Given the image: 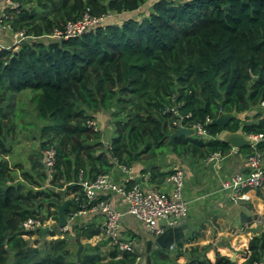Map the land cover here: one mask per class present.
<instances>
[{"label": "trees", "instance_id": "1", "mask_svg": "<svg viewBox=\"0 0 264 264\" xmlns=\"http://www.w3.org/2000/svg\"><path fill=\"white\" fill-rule=\"evenodd\" d=\"M15 1L22 10L7 8L11 29L29 37L17 50L0 51V264H135L137 249L119 257L115 248L102 261L100 245L88 243L77 260L76 239L94 237L101 224L72 221L64 237L41 245L23 236L22 225L30 218L57 224L58 205L71 192L67 217L90 210L108 194L90 200L77 181L110 173L115 164L228 155L232 146L217 138L223 129L261 136L246 150L264 157V115L239 116L264 102V0ZM86 11L108 17L68 39L50 36ZM101 112L115 129L109 139L97 119ZM227 112L233 115L224 127L205 124ZM196 123L213 137L182 135L169 144L180 124ZM25 130L37 132L39 147L26 164L12 163V142ZM52 146L50 174L45 150ZM161 169L153 163L143 172L160 184L172 172ZM250 240L241 264L264 260V230ZM178 256L153 253L150 262L179 264ZM197 257L186 264H210ZM216 259L235 264L219 252Z\"/></svg>", "mask_w": 264, "mask_h": 264}, {"label": "crops", "instance_id": "2", "mask_svg": "<svg viewBox=\"0 0 264 264\" xmlns=\"http://www.w3.org/2000/svg\"><path fill=\"white\" fill-rule=\"evenodd\" d=\"M11 42V31L4 28L0 29V43L8 45ZM26 98L28 99V96ZM255 113L264 115V105L260 103L248 112L240 113L239 116L242 119H245L246 116L253 119ZM106 118L107 115L104 112L97 115L99 122ZM108 124L105 122L104 127H107ZM254 145L253 142L250 146L254 147ZM246 147L240 149L232 147L230 154L221 156L218 160H198L189 155L177 158L169 155L155 160L141 159L135 161L129 166L128 172L123 170L120 165H114L110 171L111 178L119 188L124 189L129 187V181L134 180L143 187L159 186L162 190H170L171 186L166 180L160 184L152 183L149 181V173L143 172V169L153 163L160 164L162 171L179 166L185 172L183 195L188 200L189 207L183 220L188 227V232L179 242H175V246L156 249L152 254L157 253L159 255L160 252H167L174 257L179 255L177 257L179 264H186L192 260L194 254L196 258L198 255L200 259L207 258L210 264H215L217 252L229 258L235 255V261L233 260L235 264H241L245 261L250 239L264 230V186L258 190L248 189L245 191L246 196L244 197L243 195L232 196L228 190L223 189L222 181L237 172L246 170L245 161L249 155ZM74 197L75 193L73 192L66 195V199L72 200ZM108 197L117 208L122 211L127 210L128 203L121 192H111ZM76 220L80 224H100L102 215L97 211H88ZM158 223L162 224L163 220H158ZM47 224L49 225L43 228L50 229L45 234L39 231V233L30 236L28 240L32 239V244L41 245L45 240L55 238L52 232L59 228L58 225L55 220H50ZM120 232L123 238L135 241L137 252L142 256L139 264H146L147 242L157 237L149 234L144 223L129 213L122 217ZM81 241L83 245L85 243L99 244L102 261L111 258L110 254L115 249L104 238L101 231L94 237L81 238ZM192 250H196V252L194 253ZM123 253L118 251L117 256L120 257Z\"/></svg>", "mask_w": 264, "mask_h": 264}, {"label": "built area", "instance_id": "3", "mask_svg": "<svg viewBox=\"0 0 264 264\" xmlns=\"http://www.w3.org/2000/svg\"><path fill=\"white\" fill-rule=\"evenodd\" d=\"M8 7L17 8L18 11L22 10V7L15 0H0V29H9L11 31L12 42L8 45L0 43V51L4 48L17 50L20 44L26 40L29 35H27L26 30L13 31L10 25L11 15L8 13ZM89 11H86L83 17L76 21H68L64 30H55L50 36L59 39H68L72 35L80 34L84 31L90 30L96 24H98L104 17H94L91 16ZM110 16V15H109ZM264 105V102H261ZM177 112V111H176ZM183 118V116H182ZM212 119L210 117L206 118V122L210 123ZM92 125H96L93 120L90 122ZM180 123V122H179ZM181 126H184L180 124ZM188 127V126H184ZM196 132L195 134L201 136L202 138H211L205 128L201 123H196L193 126ZM254 139V143L258 140L263 139L257 134H247ZM56 150L52 146L45 150V165L50 174L53 173L55 163H56ZM222 155L219 153L212 154L208 160H218ZM0 157V161H1ZM126 172L129 171V167L125 165H120ZM246 170L243 172H237L230 178L222 181V187L228 190V193L232 196L245 195V191L248 189H260L264 186V157L263 154L254 150L249 153L245 161ZM110 173H101L95 179L80 178L77 184L81 185L85 194L88 195L90 200L97 199L101 193L110 194L114 191L121 192L128 203L126 211H122L117 208L112 200L107 198H102L98 203L92 207L89 212L97 211L102 215L101 221V233L104 238L116 248L119 252H136L135 241L130 239H125L121 236L120 223L122 217L129 213L135 216L137 219L142 221L149 234L153 236H159L164 233L168 228L176 226L187 214L188 212V200L183 195V188L185 184V172L179 167L175 166L172 168V172L166 178V181L170 184L171 188L168 191L162 190L159 186H146L143 187L141 184L135 183L133 186L128 188H119L111 178ZM87 210L76 211L70 214L68 219V224L64 227L58 228V232L54 235L57 237H64L68 232V225L70 222L75 221L77 217L88 212ZM163 220V223H158V220ZM50 220L41 221L38 218H30L26 220L22 227L24 231V237L29 239L30 232L38 231V227H45ZM52 229V228H51ZM175 246V243L171 244V247ZM137 261L135 264H139L142 260V256H137ZM254 264H264V260L261 262H255Z\"/></svg>", "mask_w": 264, "mask_h": 264}, {"label": "water", "instance_id": "4", "mask_svg": "<svg viewBox=\"0 0 264 264\" xmlns=\"http://www.w3.org/2000/svg\"><path fill=\"white\" fill-rule=\"evenodd\" d=\"M256 79V78H255ZM232 113L227 112V113H222L219 115V117H216L212 120L214 124H217L218 126L224 127L228 120L232 117ZM247 124V122H246ZM196 132L194 127H184V126H179L176 131H174L169 140V144L173 143V139L176 136H192ZM217 138L220 140H223L227 143H229L233 148L240 149L245 146H249L253 144L254 139L250 136H248L244 131L243 128L240 127L236 131H230L227 129H223L218 135ZM135 159H137V153H135ZM72 202L71 199L67 198L65 199L61 204L58 205L57 212H58V227H64L68 224V219L66 215V211L68 209L69 204ZM185 220H181L176 226L168 228L164 233L161 235L157 236L155 239H150L147 242V248H146V264H151L150 260L151 254L154 250L156 249H165L171 246V244L175 242H179L180 239H182L188 232V227L184 224ZM38 229L42 232V234H45L46 231H48L50 228H42L38 227ZM78 247L76 250V256L77 260H81V252L83 249V243L81 239L78 238L76 239ZM235 254V252H234ZM231 260L235 261V255L230 258Z\"/></svg>", "mask_w": 264, "mask_h": 264}, {"label": "rangeland", "instance_id": "5", "mask_svg": "<svg viewBox=\"0 0 264 264\" xmlns=\"http://www.w3.org/2000/svg\"><path fill=\"white\" fill-rule=\"evenodd\" d=\"M22 94L24 95L25 91L22 92ZM25 99H26V101L28 100L26 97H25ZM26 115H27V113H26ZM103 122L109 123L110 120H108L106 118L103 120ZM111 123L108 124L107 129L105 127L103 128L105 131V136L107 138H111L112 136L116 135L115 129H114L113 125H111ZM34 134H37V132H34L32 130L19 131V133H17L15 139L12 142V145H13V151L12 152L13 153L11 154V157H10V161L12 163L22 162V163L26 164L27 163V157L29 156V154H31L33 151L38 149L39 142L33 136ZM194 136H196V134H194ZM56 232L59 233L58 229H56ZM31 240H29V241L31 242Z\"/></svg>", "mask_w": 264, "mask_h": 264}]
</instances>
